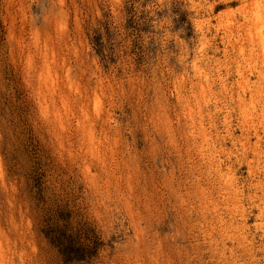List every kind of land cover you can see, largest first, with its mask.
<instances>
[{
	"label": "rangeland",
	"instance_id": "374dc122",
	"mask_svg": "<svg viewBox=\"0 0 264 264\" xmlns=\"http://www.w3.org/2000/svg\"><path fill=\"white\" fill-rule=\"evenodd\" d=\"M263 35L264 0H0V264H264Z\"/></svg>",
	"mask_w": 264,
	"mask_h": 264
},
{
	"label": "bare ground",
	"instance_id": "6f19581e",
	"mask_svg": "<svg viewBox=\"0 0 264 264\" xmlns=\"http://www.w3.org/2000/svg\"><path fill=\"white\" fill-rule=\"evenodd\" d=\"M264 36V35H263ZM263 39H264V37H263ZM263 52V51H262Z\"/></svg>",
	"mask_w": 264,
	"mask_h": 264
}]
</instances>
